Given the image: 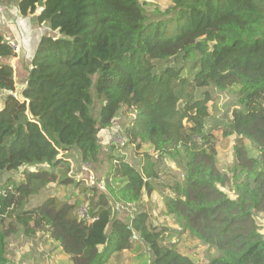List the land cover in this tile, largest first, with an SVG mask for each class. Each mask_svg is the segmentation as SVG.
Returning a JSON list of instances; mask_svg holds the SVG:
<instances>
[{
	"label": "trees",
	"instance_id": "16d2710c",
	"mask_svg": "<svg viewBox=\"0 0 264 264\" xmlns=\"http://www.w3.org/2000/svg\"><path fill=\"white\" fill-rule=\"evenodd\" d=\"M170 1L150 11L140 0H18L23 16L41 8L37 23L47 28L22 88L16 54L0 33V172L35 167L0 188V264H17L8 245L20 233L48 235L72 264H108L137 242L151 254L149 264H199L166 241L168 226L152 222L144 196L155 191L166 214L214 250L206 264H264L257 220L264 213V0ZM190 62L192 74L183 76ZM236 84L247 111L234 109L223 125L222 135L236 142L234 162L221 170L207 127L208 91H199ZM132 111L118 147L149 145L155 154L135 162L112 151L103 156L99 132ZM73 150L83 166L108 165L106 192L69 176ZM168 157L180 158L183 179L165 173ZM51 183H75L96 219L81 218V202L58 196L25 207ZM113 203L132 207V216L114 213Z\"/></svg>",
	"mask_w": 264,
	"mask_h": 264
},
{
	"label": "rangeland",
	"instance_id": "374dc122",
	"mask_svg": "<svg viewBox=\"0 0 264 264\" xmlns=\"http://www.w3.org/2000/svg\"><path fill=\"white\" fill-rule=\"evenodd\" d=\"M148 10L152 11L156 7L165 9L171 5L170 0H140ZM1 4L2 1L0 0ZM41 8H38V10ZM37 10V11H38ZM1 13V11H0ZM26 21H37L34 16L28 15L25 16ZM36 23V22H35ZM30 29L33 28L32 25L27 26ZM35 27V25H34ZM43 28H47L46 26ZM11 31V29H10ZM49 32V31H48ZM12 33V31H11ZM25 37L29 36L25 31ZM47 34V33H46ZM48 34L57 35L56 32H49ZM40 40H36V46ZM35 46V48H36ZM34 48V51H35ZM29 48L27 47V50ZM33 51V53H34ZM33 53L31 52L27 55L29 58L32 57ZM26 58L22 65L21 72L18 71L15 75V84L19 85L18 77L22 76L26 71L25 69L30 66V59ZM28 64V65H27ZM171 65H181L176 61L171 60ZM192 65L193 62L187 63L183 68V76H190L192 74ZM17 67V64L15 65ZM18 80V82H17ZM240 89L239 85H233L227 91H219L215 87H209L201 89L199 93L207 90L208 94L206 99L210 108L211 115L207 121V127L209 130H212L216 135V144L218 151V166L221 170H227L234 162V144L236 142L235 136L224 137L222 135L223 125L230 121V118L233 115V110L238 108L243 112L247 111V108L238 100V90ZM18 95V94H17ZM3 105L2 96L0 94V107ZM136 115L135 111H132L128 117H125L122 113L117 116L114 120L112 127L109 129H102L99 132V137L103 145V156L108 155L113 152L115 155H124L130 161H137L145 152L155 154L153 148L149 145H144L142 150L136 151L131 145L118 147L119 143L115 142L118 135H121V131L124 125L130 120V118ZM115 142V143H114ZM113 144L115 146L113 147ZM246 145L252 156H257L258 151L253 145L247 140ZM113 149V150H112ZM180 158L174 160L170 157L166 158L163 164V170L168 175L177 177L178 179H183L184 171L179 167L178 162ZM87 165V164H86ZM89 165V164H88ZM40 167H47V165H39ZM38 166V167H39ZM83 165L80 164V157L76 151H71V166L69 175L78 178L76 175H79L81 178L87 177L88 173L83 169ZM35 167H22L20 170L8 171L4 170L0 172V188L2 184L6 181L8 177H14L18 182L22 180V172L27 169ZM95 177V185L101 191L106 192L104 179L106 177V171L108 165L104 162L90 165ZM85 182V180H81ZM86 183V182H85ZM99 185H103L105 188H100ZM87 186V185H86ZM225 191L231 196L234 197L233 191L228 187L224 188ZM49 196H58L62 198H67L70 200H75L81 202V205L88 203V198L81 189L76 187V184L69 185H60L59 183H51L39 193L34 195L25 205L26 208L33 207L42 201H44ZM152 196V197H151ZM83 202V203H82ZM89 204V203H88ZM120 205V204H119ZM115 203L112 204V209L115 213L116 208L119 206ZM144 205L147 210L150 212L151 220L155 224H164L169 227L170 237L166 240L167 242H173L177 245L179 250L185 254L193 257L199 264H206L208 261L209 255L214 253V250H208V247L203 242L193 239L190 237L189 233L181 226L178 220L174 216L167 215L164 208V199L160 192L155 191L152 195L144 196ZM118 211V210H117ZM118 215L122 218L127 219L129 216H132L134 209L132 207H123L118 211ZM257 220L261 225L262 232L264 233V213L257 216ZM55 240L50 241V238L46 234L40 233L36 236L27 237L22 233L12 236L9 239L8 245V256L17 264H70L67 254L65 255L60 249L59 245ZM151 259V254L147 250V247L141 242H137L135 247L130 250H125L121 253L115 254L108 264H149ZM72 264V260H71Z\"/></svg>",
	"mask_w": 264,
	"mask_h": 264
},
{
	"label": "crops",
	"instance_id": "0c3cea01",
	"mask_svg": "<svg viewBox=\"0 0 264 264\" xmlns=\"http://www.w3.org/2000/svg\"><path fill=\"white\" fill-rule=\"evenodd\" d=\"M1 1H2L3 6L5 7V10H4V12L0 13V33L9 42L16 37L17 38L21 37V40H22V45H23L22 53L19 56V58L16 61H14V65L17 64L16 75L18 76L17 72L18 71L21 72L22 65L24 64L21 62H23L28 57L27 55H29L31 52L33 53L34 48H35L36 43H37L36 40L38 41L39 37H41V35L46 31H45V29L43 31H40L38 29L39 26H38L37 21H35L36 23L34 21H31V22L26 21V19H25L26 17L21 15L19 10H18V5H17L18 0H1ZM40 11H41V9H39L35 14H33L31 16H34L36 19V16L40 13ZM29 25H32L33 28L30 29L29 27H27ZM34 25H35V27H34ZM10 29H11L12 33H11ZM25 31L28 33L29 36H26V37L24 36L26 34ZM27 47L29 48L28 50H27ZM31 58H29L30 61H31ZM25 71L26 72L22 76L18 77L19 85H16L17 88H22L26 84V77L28 75L27 68L25 69ZM17 82H18V80H17ZM147 196H150V195H147ZM39 234H37V235H39ZM48 238H49V236H48ZM50 241L53 242V239L50 238ZM54 243H57V242H54ZM59 249L61 250V248H59ZM66 256H67V258L71 264L70 256L69 255H66Z\"/></svg>",
	"mask_w": 264,
	"mask_h": 264
},
{
	"label": "built area",
	"instance_id": "2783aa9c",
	"mask_svg": "<svg viewBox=\"0 0 264 264\" xmlns=\"http://www.w3.org/2000/svg\"><path fill=\"white\" fill-rule=\"evenodd\" d=\"M4 10H5V7L0 2V11L4 12ZM38 29L40 31H43L45 28H43V25H39ZM10 44L12 45L13 50H14V52L16 54V56H14L13 60H12V63L14 64V61H16L19 58V56L21 55L22 50H23L21 37H18V38L16 37V38L12 39L10 41ZM115 142L119 143V145H124L125 144V139L122 136V134L117 136V139H116ZM60 157H62V153L60 154ZM83 169L88 173V175H87V177H83V178H81L79 175H76L78 180H83V181L85 180L86 183L85 182L84 183L87 186H90V187L97 186V185H95V177L96 176L94 175L92 169L90 168V165H88V164L84 165ZM69 176H71V175H69ZM99 187L100 188H105L103 185H99ZM123 207H124L123 205H119L116 209L119 211ZM79 216L81 218H84V219L89 220V221H92V220L96 219L95 217L91 216V213L89 211V204L88 203H84V204H82L80 206V208H79ZM133 238H137V235H134Z\"/></svg>",
	"mask_w": 264,
	"mask_h": 264
}]
</instances>
